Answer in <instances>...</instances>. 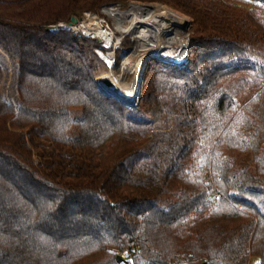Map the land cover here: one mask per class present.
<instances>
[{
  "label": "trees",
  "instance_id": "16d2710c",
  "mask_svg": "<svg viewBox=\"0 0 264 264\" xmlns=\"http://www.w3.org/2000/svg\"><path fill=\"white\" fill-rule=\"evenodd\" d=\"M131 2L193 23L132 107L96 82L110 50L56 27ZM0 49V264H264V0H0Z\"/></svg>",
  "mask_w": 264,
  "mask_h": 264
},
{
  "label": "rangeland",
  "instance_id": "374dc122",
  "mask_svg": "<svg viewBox=\"0 0 264 264\" xmlns=\"http://www.w3.org/2000/svg\"><path fill=\"white\" fill-rule=\"evenodd\" d=\"M136 4H140L143 6H152L154 9H156L157 11L159 10L160 12H168L170 10L179 14L180 19L185 22L184 25L179 26L176 24L175 27H172L171 29L167 30L165 33L161 34L159 38L161 44L165 43L168 39L172 37L176 39L177 43L175 42V44L171 45L170 49L166 48V46L154 47L149 49L150 47L142 45L144 44V42L137 40V36L140 35L139 33L141 32V29H135V30L128 29L130 26L129 24L130 21L128 20L126 21L127 23L126 22L123 23L125 30L119 31L118 30L119 24L117 23V20H115L116 18L114 16L105 13L104 11L106 9H115L119 11V15L123 16L131 10V7L133 5ZM99 18L105 21L107 24H109L110 28L116 34V37L119 39L118 40L119 42L117 41L116 51L119 50L121 54V62L118 68L115 62L116 58L118 57V52L115 51V55L111 54L109 56H107L106 52H104V56L106 59H102L98 55L107 64V69L98 73V77L96 80L98 86L104 92L117 96L116 91L120 89V87H122L124 90H130L132 84L136 79L135 78L137 76L136 74H138V80H136L137 82L135 87L136 88L135 93L137 95V92H139L138 85H140V81L143 75L142 74L140 77L141 67L143 65L144 60L149 61L152 59H159V60H165L168 62H175L179 64L185 62L186 48L188 47L189 44L188 40L193 30L192 29L193 23L190 17L160 3L131 2L127 5L120 4L117 6L104 7L97 14L86 12L83 15V19L79 21V24L77 26H83L84 29L86 28L92 31L95 29L93 27L98 25ZM61 24H65L68 26L70 25L67 23H61ZM77 26H74V28H77ZM56 27L60 28L59 25H57ZM91 33H93V31ZM142 35L144 36V34ZM146 35L147 34H145V37L150 39V35H147L148 37ZM102 43L106 44L107 42L103 41ZM109 50L111 52L112 48ZM98 51L99 50H96L97 54ZM129 60L131 61L133 66L127 65V62ZM19 74H20L19 66L3 50L0 49V87L3 98L14 108H18L19 106V95H18ZM118 97L121 100H123L126 104H128V106L130 107L136 105L139 101L137 97L135 98L134 101L131 102L128 101L126 102L124 98L120 96ZM245 162L246 161H243L242 164L238 166V168H243L247 166ZM165 168L166 166L165 164H163L161 172L164 171Z\"/></svg>",
  "mask_w": 264,
  "mask_h": 264
},
{
  "label": "bare ground",
  "instance_id": "6f19581e",
  "mask_svg": "<svg viewBox=\"0 0 264 264\" xmlns=\"http://www.w3.org/2000/svg\"><path fill=\"white\" fill-rule=\"evenodd\" d=\"M104 11L105 13L116 18L115 20H117V23L119 24V31L125 30L123 23L128 20L130 21V26L129 28L127 27L128 29H141V32L139 33L140 35L137 36V40L144 42V44L142 45L150 47L149 49L162 46H166V48L170 49L171 45L175 44V42L177 43L176 39L172 37L168 39L165 43L161 44L159 41L161 34L165 33L172 27H175L176 24L180 26L184 25L185 23L180 19V15L174 11L166 10L168 12H160L159 10L157 11L156 9H154L152 6H143L140 4L133 5L131 7V10L123 16L119 15V11L115 9H106ZM78 24L79 23L75 24V26H77ZM93 28H95L94 30H92L93 33H91L92 31L86 28L84 29L83 26H77L76 30H82L88 35L105 39L110 44L112 37L103 31L99 23ZM142 34H144V36ZM145 34L150 35V39L146 38ZM127 65L133 66L130 60L127 62ZM136 75V79L132 84L130 90H124L122 87H120V89L116 91V95L124 98L126 102L134 101L137 97L135 93V87L137 82L136 80H138V74Z\"/></svg>",
  "mask_w": 264,
  "mask_h": 264
},
{
  "label": "built area",
  "instance_id": "2783aa9c",
  "mask_svg": "<svg viewBox=\"0 0 264 264\" xmlns=\"http://www.w3.org/2000/svg\"><path fill=\"white\" fill-rule=\"evenodd\" d=\"M99 24H100V27L103 29V31L105 33H107L109 36L112 37V40H111L110 44H108V42L105 39L88 35L87 33H85L82 30L81 31L80 30H76V28H74L75 25H73V26L69 25L68 26V25H65V24H59V27L62 28V29H66V30H72L74 33H81L82 35H84L86 37H89V38H92V39H97L100 42V44H101V46L103 48H106L108 50L112 48V51L111 52L110 51L106 52V55L107 56H109L111 54H114L115 55V51L117 50V41L119 39L116 37V34L110 28L109 24H107L105 21H103L100 18H99ZM103 41L104 42L106 41L107 43L106 44L105 43H102ZM98 55L102 59H106L105 56H104V51L99 50L98 51ZM219 201H220V193L219 192H215L213 194L212 198H211V202H213L214 206H217L219 204ZM119 256H121L122 258L125 259L128 256V250H122V251H120L119 252Z\"/></svg>",
  "mask_w": 264,
  "mask_h": 264
},
{
  "label": "water",
  "instance_id": "95a60500",
  "mask_svg": "<svg viewBox=\"0 0 264 264\" xmlns=\"http://www.w3.org/2000/svg\"><path fill=\"white\" fill-rule=\"evenodd\" d=\"M77 23H79V21H78V19H76L75 17H73L72 18V20H71V26H73V25H75V24H77ZM187 53H188V49L186 48V59H185V62H186V60H187ZM146 61L147 60H144L143 61V65H142V67H141V74H140V77H141V75L143 74V68H144V66H145V64H146ZM184 62V63H185ZM171 63H174V64H177V65H181V64H184V63H181V64H179V63H175V62H171ZM140 79V78H139ZM138 89H139V85H138ZM106 93V92H105ZM107 95H110V96H114V95H112V94H108V93H106ZM114 97H116V98H118V99H120L118 96H114ZM137 99H139V92H137ZM136 99V100H137ZM121 100V99H120ZM121 101H123V100H121ZM124 102V101H123ZM135 104V103H134ZM124 261V258H122L121 256H117V262L118 263H122Z\"/></svg>",
  "mask_w": 264,
  "mask_h": 264
}]
</instances>
